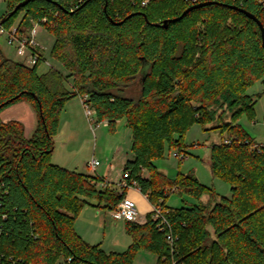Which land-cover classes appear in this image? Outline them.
Wrapping results in <instances>:
<instances>
[{"label":"trees","instance_id":"trees-1","mask_svg":"<svg viewBox=\"0 0 264 264\" xmlns=\"http://www.w3.org/2000/svg\"><path fill=\"white\" fill-rule=\"evenodd\" d=\"M4 1L0 29L27 34L38 23L54 37L51 57L67 74L40 72L43 58L28 66L0 49V114L26 101L38 120L27 138L23 123L0 116V264H134L141 251L158 264H264V144L239 122L256 117L247 92L259 81L263 91L255 96L264 98L263 38L254 19L231 8L264 27L260 0H32L14 14L26 0ZM205 2L213 3L182 17ZM138 81L139 96H128ZM78 96H87L112 132L122 120L131 130L133 159L123 173L164 211L173 250L152 211L143 224L126 222L132 242L123 252L107 253L76 231L86 205L113 211L127 193L52 162L60 116ZM196 124L222 135L210 148V166L230 196L192 173L171 178L158 167L166 146L188 154L185 137ZM172 194L197 202L172 208Z\"/></svg>","mask_w":264,"mask_h":264},{"label":"rangeland","instance_id":"rangeland-1","mask_svg":"<svg viewBox=\"0 0 264 264\" xmlns=\"http://www.w3.org/2000/svg\"><path fill=\"white\" fill-rule=\"evenodd\" d=\"M6 10L5 1L0 0V17L5 14ZM39 28L36 33L37 41L44 49L43 55L46 61L41 63L39 71L45 72L53 67L67 74L62 65L51 57L54 37L44 28ZM0 49L8 58L24 62V59L17 56L16 49L8 44L5 35L0 36ZM66 85L70 87L67 82ZM140 88V82L138 81L135 87L129 89L126 94L130 97H137L139 96ZM262 91L263 85L259 81L247 92L249 95L254 96L256 100V117L254 121L248 120L246 116L239 119V122L259 145L264 144V98H256L255 95ZM26 105L31 107L26 101L18 102L6 108L0 116L5 118L10 113L21 110L23 106L27 107ZM90 109L93 112V109ZM224 120L227 122L232 121L231 113H226ZM26 122L30 137L31 131L35 128L33 125L34 120L28 119ZM218 123V121H215L208 127L214 128ZM224 137L225 139L227 138L226 135ZM221 141L222 135L219 131L205 132L200 125L196 124L188 130L185 137V144L188 145V154L183 159L175 157L174 154L178 151L170 150L166 146L163 158L157 163L158 167L160 171L171 178H176L179 174L192 173L203 185L213 188L220 196H230V185L214 176L210 166V148ZM54 143L53 163L64 165L66 168L78 172L91 173L95 177L98 175L103 178L106 174L111 182L104 180L99 184V187H106L111 184L118 191H121L116 185L122 178L124 162L133 158L131 152L132 132L126 126L124 120L118 122L115 131L112 132L106 123L98 121L95 113L90 117L86 115L84 105L80 96H78L70 100L65 106L60 116L59 129L54 137ZM92 159L100 162L95 172L88 167ZM128 195L137 205L141 218L139 220H146L152 208L149 200L142 193L133 189L128 190ZM207 199L204 196L202 201L205 202ZM194 202H197V200L187 194L183 196L172 194L167 200L168 206L172 208H178L186 203L191 204ZM112 213V211L96 208L88 204L78 216L75 229L86 242L92 245L100 244L107 253L123 252L131 244L132 239L126 231L125 221L114 219ZM139 220L136 223L141 224ZM209 230L213 232L211 228Z\"/></svg>","mask_w":264,"mask_h":264},{"label":"built area","instance_id":"built-area-1","mask_svg":"<svg viewBox=\"0 0 264 264\" xmlns=\"http://www.w3.org/2000/svg\"><path fill=\"white\" fill-rule=\"evenodd\" d=\"M194 3L197 0H192ZM264 7V0H260ZM148 3V0L143 2V6ZM45 21V20H44ZM41 27L38 23H34L33 28L27 34H20L17 31L16 27H13L10 31H6L5 29H0V34L5 35L7 37V42L10 46L16 49L17 56L24 59V62L28 66L36 65L41 58H43V62L45 61L43 55V48L37 41L36 31ZM49 65V63H47ZM87 96L81 97V102L84 105L86 115L88 117L92 116L94 112L90 109L88 104H86ZM175 157H179L183 159L184 155L179 152L174 154ZM100 165V162L96 159H92L89 163L88 167L91 171H96L97 167ZM122 192L128 191L130 189L136 190L141 193L139 185L136 180L130 179L129 173H123L122 178L118 185H116ZM146 197V196H145ZM147 198V197H146ZM112 217L116 220H123L125 222H137L140 218L139 210L134 200L125 196L123 200L119 203L115 210L112 211ZM153 219L158 222V228L161 232L165 233L166 242L171 247V250L174 249L175 236L172 232L171 224L166 217L164 211L161 208L153 207ZM72 260L69 258L67 260V264H71ZM171 264H179L176 260H173Z\"/></svg>","mask_w":264,"mask_h":264},{"label":"crops","instance_id":"crops-1","mask_svg":"<svg viewBox=\"0 0 264 264\" xmlns=\"http://www.w3.org/2000/svg\"><path fill=\"white\" fill-rule=\"evenodd\" d=\"M40 29V28H39ZM37 31H38V29H37ZM37 31H36V33H37ZM43 51H44V49H43ZM23 102H25V101H23ZM30 104V103H29ZM27 106V105H26ZM30 106H31V104H30ZM2 118V117H1ZM15 118H17V119H15ZM13 119H15V121H20L21 123H23V125L25 126V136L27 137V138H31V136L33 135V133H34V131H35V129H36V127H37V124H38V120H37V115H36V112L34 111V109H33V107L31 106V107H29V106H27V107H22L21 108V110H19V111H16V112H13V113H10L9 115H7L5 118H2V121H4V122H8V121H13ZM28 119H32V120H34V123H33V125L35 126V128L31 131V136L29 137V133H28V131H29V129H28V125H27V122L26 121H28ZM133 159V158H132ZM130 160V159H129ZM128 161V160H127ZM126 161V162H127ZM126 162H124V167H125V164H126ZM63 167H65L64 165H63ZM124 167H123V170H124ZM72 170V169H71ZM81 173H84V174H86V175H91L92 176V174L91 173H87V172H81ZM94 176V175H93ZM98 176V175H97ZM98 177H100V176H98ZM105 177V178H104ZM102 179H104L105 181H108V182H111V180H109V178H108V175H106L105 174V176H104ZM101 178V177H100ZM126 196H128L129 198H130V196L128 195V191H127V193H126ZM145 197V196H144ZM132 199V198H131ZM147 199V198H146ZM133 200V199H132ZM151 207H152V205H151ZM151 211H152V208H151ZM150 211V212H151ZM139 219H141V218H139ZM121 221H123V220H121ZM145 221L146 220H144V221H141V220H139V222L141 223V224H143V223H145ZM126 223V222H125ZM116 252V251H115ZM134 264H158V258H157V256L156 255H154V254H152V253H150V252H146V251H141V252H139L138 254H137V256H136V258H135V261H134Z\"/></svg>","mask_w":264,"mask_h":264},{"label":"water","instance_id":"water-1","mask_svg":"<svg viewBox=\"0 0 264 264\" xmlns=\"http://www.w3.org/2000/svg\"><path fill=\"white\" fill-rule=\"evenodd\" d=\"M31 1H32V0H26L25 2H23V3L19 4V5H17V6L15 7L14 11L12 12V14L16 13L19 9L25 7V6H26L27 4H29ZM212 3H213V2H205V3H201V4H199V5L193 6V7L189 8V9H187V10L183 13L182 17H183L185 14H187L188 12H190V11H192V10H194V9L201 8V7H204V6H207V5H211ZM231 8H232V9H236V10H238V11H240V12L246 14L249 18L254 19V20L258 23V25L260 26V29H261V31H262L263 46H264V27H263L262 23L260 22V20L257 19L253 14H251L250 12H248V11H246V10H244V9H240V8H237V7H231ZM145 17H146V16H145ZM146 19H147V18H146ZM176 20H177V19H176ZM176 20H174V21H176ZM169 22H170V21H164L163 25H164L165 27H167V25H168ZM1 25H2V22L0 23V26H1ZM154 25H156V24H154ZM157 25H158V24H157ZM17 98H18V97H16V99H17ZM14 100H15V99H12L11 102L14 101Z\"/></svg>","mask_w":264,"mask_h":264}]
</instances>
